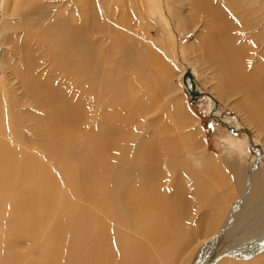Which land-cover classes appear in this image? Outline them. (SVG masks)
Segmentation results:
<instances>
[{
    "label": "rangeland",
    "instance_id": "374dc122",
    "mask_svg": "<svg viewBox=\"0 0 264 264\" xmlns=\"http://www.w3.org/2000/svg\"><path fill=\"white\" fill-rule=\"evenodd\" d=\"M50 1L45 3L47 12L52 13L49 20H67L71 28L78 32L81 41L77 60V96L67 106L66 115L70 125H62L57 133L60 138L67 133L66 144L63 142L54 150H48L43 145L36 148L39 140L44 141L42 133L45 131H37L35 120L30 119H44L40 112L47 111L48 107L41 104V99L27 102L29 105L21 107L23 112L16 109L9 111L10 129L17 130L20 137L27 136L32 144L27 147L14 137L1 136L2 132L0 155L5 150L9 156L13 152H23L34 158L28 160L29 169L34 164L37 168L43 165L47 176L39 172L31 180L19 178L18 170L12 166L14 159H10L8 177L21 189L23 202L20 208L30 213L26 217L27 222H22L25 226L17 229L9 246L0 248V260L6 259L12 264H42L38 252L42 253L43 244H47L46 254L50 252L51 256L76 254L73 243L69 244V248L68 243H63L65 234L62 232L66 233L68 227L63 230L60 225L64 217L67 224H70L68 218H73L70 210L74 206L94 210L98 188L103 193L112 192L124 206L122 198L126 194L125 181H134L142 191L143 185L150 179L143 177L141 173L129 171L126 168L129 162L118 161L119 149L123 150V155L127 158V155H131L133 160L146 157L157 148L169 150L170 154L177 152L178 157L181 156L178 161L181 165L178 167L183 169L184 164H187L186 168L190 171L189 173L186 169L181 176L176 177L179 183L177 198L181 201L182 209L217 211L224 195H236L235 176L228 167L229 163L234 164L239 171L254 168L264 180V130L258 129V122H264V117L258 118L254 113L250 116L253 108L262 105L256 100L257 92L250 90L245 96L244 92L237 90L240 87L234 89L239 94L230 92L222 81L223 71L215 65L216 57H213L214 62L210 60L203 44V38L207 35L216 43L223 37H228L231 45L242 52L241 65L245 71L261 76L262 100L264 0H196V5L192 0H151L155 6H152L153 9L149 7L147 0ZM200 1L210 8L218 9L219 13L209 15L208 10L201 7ZM9 7L7 0H0V59L3 63L7 62L4 66L8 68L5 74L0 65V93L17 81L13 74H8L10 70L16 75L23 71L20 64L23 63V56L16 42L18 35L12 27L15 19L11 16ZM49 20L48 24L51 23ZM221 22L222 25H219ZM211 24H215V27H211ZM41 32L37 33L35 39L41 42L45 53L51 49L53 51L56 36L53 38L54 34L48 28ZM219 32L222 33L221 37ZM14 34L15 40L12 39ZM183 66L190 67L199 89V98L193 102L181 83L182 74L186 71L182 70ZM70 82L69 79L68 83ZM252 103L257 105L253 107ZM237 104L245 109L238 111ZM2 106L0 98V109ZM261 113L264 116V103ZM14 118L21 122L19 127L13 126ZM46 124L42 127H47ZM47 128L48 131L53 128L54 132L57 129ZM194 155L199 159L196 160ZM202 158L207 165L200 166L199 160ZM23 166L28 164L24 163ZM33 168L27 173L37 172ZM48 175L52 189L50 197L45 200L44 189L40 187L41 192L39 185H34L33 182ZM114 176L119 177L111 183ZM5 186L6 191L16 192L13 185L5 183ZM34 186L38 191L35 192L36 198L28 195V191L30 188L34 189ZM167 186L168 183L157 182L155 190L169 192ZM69 190L77 197L68 194ZM169 196L167 193L166 198L169 199ZM11 197L12 195L8 199L1 198L0 219L10 215L6 202ZM40 198H43L42 201ZM231 203L230 197V207ZM44 204L45 206H41ZM33 205L41 207L32 209ZM12 210L13 214L14 208ZM41 210L44 211L42 214L39 213ZM36 216H41L38 217L39 224H34L38 228L29 226L33 223L29 219L34 220ZM187 217L195 216L188 214ZM115 227L127 232L130 238L140 240V249L145 254L152 255L155 252L149 240L143 239L144 236L138 232L117 223ZM25 229H29L30 233ZM6 234L8 228L3 219L0 222V244L1 238ZM68 235L72 233L69 232ZM252 245V242L241 244L240 248L244 252L242 256L232 259L233 262L222 263L223 260H215L210 264H258V260L264 264V248L258 250L257 246L254 251ZM62 261L63 259L58 264H63Z\"/></svg>",
    "mask_w": 264,
    "mask_h": 264
},
{
    "label": "bare ground",
    "instance_id": "6f19581e",
    "mask_svg": "<svg viewBox=\"0 0 264 264\" xmlns=\"http://www.w3.org/2000/svg\"><path fill=\"white\" fill-rule=\"evenodd\" d=\"M147 1L149 7H155L151 0ZM195 1L196 0H192V3L196 5ZM7 2L10 6V14L15 19V23L12 24V27L13 31L17 32L16 34L18 35L16 37V42L18 43L19 52H21L23 56V63H20L23 66V71L21 74L16 75L10 70L8 74H13V77H15L17 81L15 84L11 85L8 90L0 93V98H2L3 101V106L0 109V134L4 132L1 136H5V138L6 135L11 138L14 137L16 138L15 140L21 142L25 146L27 145V147L29 146L28 144H32L27 136L20 137L17 130L14 131V128L10 129L11 120L8 118V115L9 111L12 109L23 112L24 109L21 107H23V105H29L27 102L41 99V104L48 107L47 111L40 112V114L44 115V119L40 117L37 120L30 119L31 121L35 120L34 125H36L37 131L41 133L42 130L45 131V133H42L45 137L44 141L41 142V140H39L40 143L38 141L39 144H37L36 148L43 145L48 150H54L61 146L63 142L66 144L65 141L68 139L67 133L61 138L57 137V133L60 131L59 129L62 125L69 124L66 115V113H68L67 106L70 103L69 101L77 96V70L79 69L77 67V60L79 59L81 47L79 34L71 28L67 20L57 19L55 22L49 20L50 14L52 13L47 12V4L45 3L51 2L50 0H7ZM200 4L201 7L208 10L209 15L215 16L219 13L218 9L210 8L205 2L203 3L200 1ZM80 8L83 9L82 6ZM48 20L51 22L50 24L47 23ZM219 25H222V22L219 23ZM212 26L215 27V24H211V27ZM47 28L50 33L54 34V36H52L53 38L56 36V47L53 51H51V49L45 53V51H43L44 48L40 45L41 42L37 41L35 36L37 33L47 30ZM45 33L47 34V32ZM219 33L221 37L222 33ZM225 37L220 39L219 43H216L208 35L205 36L203 38L204 49L213 62L216 57L217 62L215 65L219 66L221 71H223L224 77L222 81L226 87L230 89V92H237L234 90L237 87H240L237 89L238 91L241 90V92H244L243 95L248 94L247 92L250 90L257 92L256 94L258 97L256 100L262 105H260L259 108H253L251 114H249L251 116L252 113H254L258 118H263L264 116L261 113V109L263 108L264 98L261 100L260 96L263 89L261 76L259 77L256 74L254 75L245 71L241 65L243 58L241 57L242 52L237 51V48L232 46L227 40L228 37L227 39ZM13 38L15 40V34L12 39ZM50 39L51 36L49 40ZM50 42L52 43V39ZM53 47L51 46V48ZM6 63L7 62L3 63L2 59H0V65L5 74L8 69L4 66ZM184 67L185 66L182 67V70L190 71V76H184L186 71L182 74V86L188 94H191V98H199V89L194 74L189 66L186 68ZM69 79L71 80L70 83H68ZM237 94L239 93L237 92ZM241 102L245 106L244 102ZM252 105L254 107L257 104L254 105V103H252ZM236 107L238 111L240 109H245V107H240L239 104H237ZM252 118L255 117L252 116ZM255 122L256 121H254V123ZM20 123L21 122L16 118L13 119V126L19 127L21 125ZM45 123H47V127H57L55 132L53 128H50L48 131L46 126L42 127ZM258 123L260 125L258 129L263 131L264 122L259 121ZM66 125H64V127ZM168 151L157 148L149 152L146 157L133 160L131 155H127L129 157L127 158L123 155V150L119 149L120 157L118 161L129 162L126 167L129 168V171L134 174L141 173L143 177L150 178L143 185L144 189L142 191L138 189L134 181H125L127 184L125 187L126 194L125 197L122 198V201L126 209L116 195L112 192L103 193V191L98 188L96 195L98 198L94 204V210H90L84 206H74L75 208L70 210L73 218H68L70 224H67L65 217L63 221L60 222L62 229L68 227L66 233L62 232L65 234V242L63 243H68L67 248H69V244L73 243L76 254L68 253V256H63V253L61 256H51L50 252L46 254L47 247L45 245L47 244L44 245L42 243L44 248L41 247V249L42 253L44 251V254L42 255L41 251L38 252V256L42 258V260L40 259L42 264H58L62 259L63 264H210L215 260H217V262L223 260L222 263H229L233 262L231 261L232 259L242 256L244 250L240 248V245L243 243L252 242V249L257 246L259 247L258 250L264 248V227L262 228L264 225V180L260 178V173H257L254 168H252V170L248 169V171H239L234 164L229 163L228 167L233 171L235 176L234 191L236 190V192L234 193H236V195H224V197L220 199L221 203L217 211L210 212L206 210L199 212L200 210L198 209L194 211L188 208L182 209L181 201L177 198V186L179 183L176 181V177L181 176L183 171H186V169L188 171L189 169L186 168L188 166L187 164H184V168L180 169L178 167L180 164L178 161L181 156L178 157L177 152L170 154ZM22 154L24 153L13 152V154L9 156L5 150L3 155H0V200L1 198L8 199L12 195L11 199L6 202L11 213L0 219V222H3L4 219L8 228V234L1 238L2 244H0V248L9 246L13 237L16 236L17 229L25 226L22 222H27L26 217H28L30 213L28 210L20 208L23 202L21 189H18L17 184L13 182L14 180L8 177L10 159H14L12 166L18 170L19 178H30L31 180L37 176L39 172L44 174L47 173L43 165L37 168L34 167V164L31 168L34 167L33 169H37V172L28 174L27 172L31 171V168L29 169L30 164L28 160L34 158L26 154L22 156ZM193 157L196 158V160L199 159L195 155ZM199 162L200 166L207 165L203 163V158L200 159ZM24 163H27L28 166H23ZM208 167L210 168V166ZM188 172L190 173V171ZM185 174L186 172L184 175ZM44 176L45 175H43V177ZM49 177L48 175V177L39 178L40 180L38 181L35 179L36 182H33L34 185H39V190L40 187L44 189V197H42L45 200L51 195L50 189H52V183H50L51 180ZM118 177L119 176H114L111 179V183ZM65 178L67 179L66 176ZM94 178H97V176H94ZM157 182L168 183L167 187L169 188V192L165 191L162 193L155 190ZM5 183L7 185H13L16 188V192L6 191ZM97 185L99 187V184ZM70 186L72 185L70 184ZM42 189L40 190L41 192ZM35 192L37 193L38 191L37 188L35 190L34 186V189L30 188L28 195H33L36 198ZM167 193L170 194L169 199L166 198ZM68 194L76 196L70 190ZM230 197L232 198L231 207ZM43 198L39 200L42 201ZM36 206L33 205L32 209H35ZM41 206H45V204ZM41 206L37 207L40 208ZM13 208L14 212L12 214ZM42 211L43 210L39 213L42 214ZM197 211L199 214H197ZM188 214L195 217H187ZM38 217L36 216L34 220L29 219L30 223H33L31 225L26 224V226L29 225L38 228L37 225H34L38 223ZM17 222H19V224H16ZM116 223L138 232L140 235L144 236V238L142 237L143 239L149 240V244L155 251L152 253V255H154L152 256L150 253L145 254L142 251L143 249H140L142 242L140 244V240L132 239L128 236L127 232L118 230L115 227ZM25 230L30 233L29 229ZM69 232H71L72 235H68ZM54 236L55 235L52 237ZM61 240L63 241V239ZM59 243L62 244V242ZM61 244H59V246ZM245 245L247 246V244ZM256 250L255 248L254 251ZM262 254L264 255V250ZM260 261L261 260H258V264H262ZM12 263L7 262L6 259L0 260V264ZM253 264L257 263L255 262Z\"/></svg>",
    "mask_w": 264,
    "mask_h": 264
},
{
    "label": "water",
    "instance_id": "95a60500",
    "mask_svg": "<svg viewBox=\"0 0 264 264\" xmlns=\"http://www.w3.org/2000/svg\"><path fill=\"white\" fill-rule=\"evenodd\" d=\"M184 76H190V71L187 70V71L185 72ZM189 95H191V94H189ZM198 96H199V93H198ZM190 98H191V96H190ZM197 99H198V98H194V99L191 98V101L193 102L194 100H197Z\"/></svg>",
    "mask_w": 264,
    "mask_h": 264
}]
</instances>
